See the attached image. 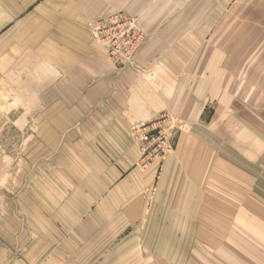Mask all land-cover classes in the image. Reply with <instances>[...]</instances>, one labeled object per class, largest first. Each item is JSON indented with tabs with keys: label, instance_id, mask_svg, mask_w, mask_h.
Segmentation results:
<instances>
[{
	"label": "crops",
	"instance_id": "0c3cea01",
	"mask_svg": "<svg viewBox=\"0 0 264 264\" xmlns=\"http://www.w3.org/2000/svg\"><path fill=\"white\" fill-rule=\"evenodd\" d=\"M230 4L0 0V121L24 117L34 137L0 193V264H167L141 224L153 170L133 137L165 113L199 122L216 88H233L234 40L215 39ZM118 13L148 35L125 68L90 31Z\"/></svg>",
	"mask_w": 264,
	"mask_h": 264
},
{
	"label": "rangeland",
	"instance_id": "374dc122",
	"mask_svg": "<svg viewBox=\"0 0 264 264\" xmlns=\"http://www.w3.org/2000/svg\"><path fill=\"white\" fill-rule=\"evenodd\" d=\"M198 1L207 8V0ZM230 2L228 12L219 15L215 39L220 48L227 36L234 40L233 88H216L215 101L199 122L165 113L133 137L139 165L153 170L141 224L149 225L153 256L155 246L167 244V264H264V0ZM0 127L6 131L0 136V161L7 162L0 193L7 194L5 181L15 183L22 156L31 160L21 147L29 148L34 137L24 117L16 125L0 121ZM6 199L14 204L13 197Z\"/></svg>",
	"mask_w": 264,
	"mask_h": 264
},
{
	"label": "built area",
	"instance_id": "2783aa9c",
	"mask_svg": "<svg viewBox=\"0 0 264 264\" xmlns=\"http://www.w3.org/2000/svg\"><path fill=\"white\" fill-rule=\"evenodd\" d=\"M90 31L108 57L123 67L134 64L146 40L138 24L122 15L96 22L90 26Z\"/></svg>",
	"mask_w": 264,
	"mask_h": 264
}]
</instances>
